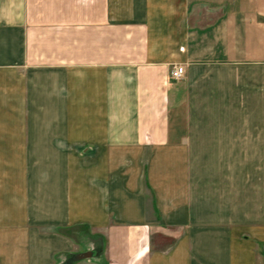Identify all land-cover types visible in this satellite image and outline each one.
<instances>
[{"label":"crops","instance_id":"0c3cea01","mask_svg":"<svg viewBox=\"0 0 264 264\" xmlns=\"http://www.w3.org/2000/svg\"><path fill=\"white\" fill-rule=\"evenodd\" d=\"M259 245L264 0H0V264H264Z\"/></svg>","mask_w":264,"mask_h":264},{"label":"rangeland","instance_id":"374dc122","mask_svg":"<svg viewBox=\"0 0 264 264\" xmlns=\"http://www.w3.org/2000/svg\"><path fill=\"white\" fill-rule=\"evenodd\" d=\"M246 71L248 72V70H242V73L245 74ZM153 243L155 244L156 248H167L169 245H171L173 243V239L172 238H167V237L163 238L162 236H158V237L154 236L153 237ZM258 250L263 255V260H264V247L263 246L261 247L259 245L258 246ZM86 260L87 259H85V258L84 259H79V260L78 259L74 260V255H69V256H67V258L61 264H77L80 261H86Z\"/></svg>","mask_w":264,"mask_h":264},{"label":"built area","instance_id":"2783aa9c","mask_svg":"<svg viewBox=\"0 0 264 264\" xmlns=\"http://www.w3.org/2000/svg\"><path fill=\"white\" fill-rule=\"evenodd\" d=\"M184 75V68L182 66H175L170 72V77L175 80H179Z\"/></svg>","mask_w":264,"mask_h":264},{"label":"water","instance_id":"95a60500","mask_svg":"<svg viewBox=\"0 0 264 264\" xmlns=\"http://www.w3.org/2000/svg\"><path fill=\"white\" fill-rule=\"evenodd\" d=\"M94 254V251H86V252H83V253H79V254H76L74 255V260H79V259H90Z\"/></svg>","mask_w":264,"mask_h":264}]
</instances>
